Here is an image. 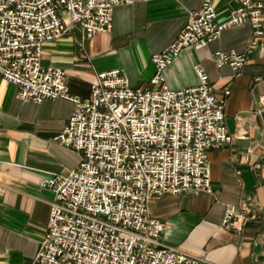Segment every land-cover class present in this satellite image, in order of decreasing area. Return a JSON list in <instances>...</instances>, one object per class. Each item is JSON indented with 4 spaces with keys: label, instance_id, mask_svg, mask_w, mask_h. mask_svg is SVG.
I'll list each match as a JSON object with an SVG mask.
<instances>
[{
    "label": "built area",
    "instance_id": "2783aa9c",
    "mask_svg": "<svg viewBox=\"0 0 264 264\" xmlns=\"http://www.w3.org/2000/svg\"><path fill=\"white\" fill-rule=\"evenodd\" d=\"M236 2L225 22H218L213 0L191 11L178 37L153 55L149 86H132L125 71L114 68L96 73L89 94L81 96L71 91L64 68L43 63L44 45L79 29L83 46L111 31L115 8L134 0H0V76L24 102H72L55 139L81 155L69 173L40 181L55 199L32 264H213L164 245L165 226L149 202L189 189L212 191L209 150L234 139L225 122L231 90L217 98L200 65L195 86L172 89L164 73L184 49H201L236 25H252V47H264V1ZM215 56L238 74L248 63L246 52L218 50ZM257 113L264 114V93ZM256 218L250 208L231 205L221 227L240 233Z\"/></svg>",
    "mask_w": 264,
    "mask_h": 264
},
{
    "label": "crops",
    "instance_id": "0c3cea01",
    "mask_svg": "<svg viewBox=\"0 0 264 264\" xmlns=\"http://www.w3.org/2000/svg\"><path fill=\"white\" fill-rule=\"evenodd\" d=\"M203 1L134 0L119 5L111 31L86 39L82 46L81 31L74 29L44 45L43 63L64 68L71 91L81 96L89 94L96 73L114 68L123 69L132 86L147 87L156 71L153 55L178 37L189 13ZM213 3L218 22L227 21L237 7L236 0ZM252 39L248 23L227 28L201 49H184L164 73L172 89L195 86V66L200 65L217 98L231 90L225 122L234 139L209 150L212 191L189 189L149 202L151 214L165 226L160 238L164 245L213 264L264 262V114L257 113L264 93V47H252ZM218 50L246 52L248 63L238 74L218 64ZM16 90L0 76V264H32L55 199L54 191L41 187L40 181L52 173H69L81 159L80 152L55 139L74 104L61 98L24 102L16 98ZM231 205L257 214L240 233L221 227Z\"/></svg>",
    "mask_w": 264,
    "mask_h": 264
}]
</instances>
